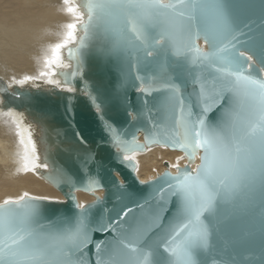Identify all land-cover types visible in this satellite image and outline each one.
Returning <instances> with one entry per match:
<instances>
[{
	"label": "snow or ice",
	"instance_id": "obj_1",
	"mask_svg": "<svg viewBox=\"0 0 264 264\" xmlns=\"http://www.w3.org/2000/svg\"><path fill=\"white\" fill-rule=\"evenodd\" d=\"M20 7L40 12L47 0ZM59 10L73 18L64 38L49 45L38 75L10 77L0 105L24 149L16 172L51 163L49 179L67 186L74 211L49 210L44 202L59 203L55 197L27 191L0 201V264H264V0H62ZM29 31L22 20L13 41L5 25L0 62L25 54ZM73 41L67 55L76 68L60 72L61 83L52 79L53 66H61L60 50ZM89 56L114 77L110 85L73 86ZM41 81L54 87L35 83V90L9 92ZM129 85L141 94L135 113L127 111ZM83 91L88 103L77 106L75 94ZM54 93L63 95L68 121L63 166L51 159L47 142L54 114L46 98ZM12 104L40 126L45 163H37L32 133L25 138L21 128L24 113ZM121 111L129 124L144 127L147 143L184 151L191 163L199 153L200 162L195 169L174 164L175 173L151 181L120 179L124 167L135 168L134 156L124 154L145 147L117 127L110 113ZM105 186L107 199L86 205L72 191ZM95 233L113 235L97 241Z\"/></svg>",
	"mask_w": 264,
	"mask_h": 264
},
{
	"label": "bare ground",
	"instance_id": "obj_2",
	"mask_svg": "<svg viewBox=\"0 0 264 264\" xmlns=\"http://www.w3.org/2000/svg\"><path fill=\"white\" fill-rule=\"evenodd\" d=\"M22 3L23 0H0V40L3 38L5 25L9 31L10 39L15 41L21 21L30 22V31L25 35V54L18 59L13 58L7 66L0 62V77L8 85L12 75L21 79L25 74H39L43 68L42 57L46 53L51 54L49 45L58 43L64 38L66 31L64 24L73 19L70 14L59 10L62 0H47V7L40 12L26 10L20 7ZM74 3L77 4V0H74ZM0 100H3L1 93ZM12 110L19 113L14 108ZM7 111L8 109H4L0 105V201L8 196L21 195L25 191L33 196H52L64 199V196L36 171L16 172V169L23 164L24 149L19 142L16 124L12 122L11 117L4 115ZM21 128L25 130L24 135L27 138L28 127L22 122ZM133 156L138 162L137 174L142 180L157 176L165 170L167 168L166 161L169 162V168L174 172L176 168L172 165L177 163L183 165L187 161L181 151L165 146H154L146 152H136ZM96 192L99 195L103 193L102 190ZM77 197L81 204L94 200L93 194L82 190L77 191Z\"/></svg>",
	"mask_w": 264,
	"mask_h": 264
},
{
	"label": "water",
	"instance_id": "obj_3",
	"mask_svg": "<svg viewBox=\"0 0 264 264\" xmlns=\"http://www.w3.org/2000/svg\"><path fill=\"white\" fill-rule=\"evenodd\" d=\"M81 3H82V0H77V5H80ZM80 11H83L82 7L80 8ZM85 18H86V16H85ZM76 35H77V38H79V36L83 35V32H82L79 24L77 25ZM199 43L202 47H205V48L207 47V45L204 44L203 40H201ZM75 44H76V41H73L68 46L61 49V51H60L61 66L60 67L54 66V68L56 70V75H54L52 77V79L60 80L61 83H63V77H61L59 75V73L62 71H73V70H75L76 63H77L76 60L75 59H69L68 55H67V48L68 47H75ZM95 80H104L106 83H108L110 85L113 82L114 77H112V75L110 73L106 74L104 71H102L101 66L98 64L96 59L94 57L89 56V57L85 58V62L83 65V76L78 77L76 83L73 86L77 87L78 89H86V87L88 85L93 84V82ZM35 83H41L42 86L46 89H51L54 87L52 85H48L46 83H43V81H41V82H29L25 85H20V86L12 85L9 87V92L10 93L12 91L25 92L30 88L35 90ZM6 86H8L7 82L3 78L0 77V93L3 97V99H6V97H5V94L3 93L2 89ZM137 87H142V85H138ZM64 94H67V93H64ZM127 95L129 97V100L131 101V107H128L127 111L135 113L137 111V109L140 107V96H141V94L138 91H136V89L133 86L129 85L127 87ZM75 96H76V99H75L74 103L77 106L84 104V103H88V101L86 99V97H87L86 91L78 92L75 94ZM46 104L54 114V119L51 122V125L48 129V134H47V142H48V145L52 149L51 159H54L58 166H63V165H65V160L68 158V153L64 151V149H66L68 147V143L63 141V133L68 128V121L63 116V95L58 94V93H54L53 95L46 98ZM9 107L14 108L18 112L23 111V113H24V115L22 117L23 123L28 127L29 132L32 133V139L37 144V155H39L41 157V159L39 161H37V163H39V164L45 163L46 161H44V159H43L44 146L41 144L40 139H39V137L43 134L40 130V126L32 119V117L29 115V113L27 111L24 110L23 107H17L16 104H12ZM4 109H8V108H4ZM110 115L114 116V122L117 124L118 128L127 129L128 135L125 137L126 139L131 140L132 136L135 135L137 142L145 145V147L143 149L136 148L132 152H126L124 155L133 156L134 153H136V152L143 153V152H146L149 148L154 147V146H165V147L170 148V149L179 150V149L171 147L170 145H165L162 143H152V144L147 143L146 142L147 132L144 130V127L141 124H134V125L129 124L126 121V117L124 116L122 111L119 114L110 113ZM96 128H98V125L93 124L92 135L96 134V131H95ZM137 128H140V131H136ZM57 131H59L62 135L57 136ZM110 151H111V149H110ZM179 151H181V150H179ZM181 152H182V156L184 158H186L187 161L183 165H180V166L181 167L188 166L192 169H195L196 164H198L200 162L199 161L200 154L199 153L197 154L198 160L196 159L195 163H191L188 160L185 152L184 151H181ZM131 163L135 165V168L132 169V168L124 167L120 173V177H119L120 179L126 178L127 180H129L131 182L151 181L152 178L159 177L163 173H165L166 171H171L173 173H175L177 171V169L175 172L172 171L169 168V162L166 161L165 165L167 168L165 170H163L157 176H154V177L147 179V180H142L137 174V168H138L137 160L134 158V160L131 161ZM193 165H195V166H193ZM51 171H52L51 163H50L49 169L37 168V170H36V172L38 174H40L47 182H49L56 190H58L64 196V199L61 200V199L56 198V200H58L59 203H55V204L51 201H46L44 203L49 206V210H51L52 208H57V209L63 210L66 214L70 215L71 211H74V208H73L72 202L68 201V199L66 197V192L68 191V188L65 185H58L52 179H49L48 173ZM140 187H146V186L141 185ZM78 190L89 192V193L93 194V196H94V200L89 201L87 203H83L85 205L92 203L93 201H95L97 199V197H102L105 199H107V197H108L107 186L96 188L95 190H85L84 188L81 187V188L72 190L73 194L77 198V202H79L78 197H77V191ZM99 190L103 191L102 195L97 194L96 191H99ZM111 207H112L111 203H108L105 205V208L110 209ZM112 235H113L112 233H95L93 235V239L97 240V241L101 240V239H111ZM87 251H88L89 257L94 260L95 259L94 247L89 246V249Z\"/></svg>",
	"mask_w": 264,
	"mask_h": 264
},
{
	"label": "built area",
	"instance_id": "obj_4",
	"mask_svg": "<svg viewBox=\"0 0 264 264\" xmlns=\"http://www.w3.org/2000/svg\"><path fill=\"white\" fill-rule=\"evenodd\" d=\"M193 166H195V165H193Z\"/></svg>",
	"mask_w": 264,
	"mask_h": 264
}]
</instances>
